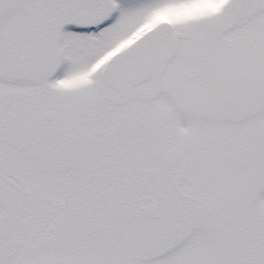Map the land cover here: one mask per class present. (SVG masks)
Here are the masks:
<instances>
[{
	"label": "snow or ice",
	"instance_id": "snow-or-ice-1",
	"mask_svg": "<svg viewBox=\"0 0 264 264\" xmlns=\"http://www.w3.org/2000/svg\"><path fill=\"white\" fill-rule=\"evenodd\" d=\"M0 264H264V0H0Z\"/></svg>",
	"mask_w": 264,
	"mask_h": 264
}]
</instances>
